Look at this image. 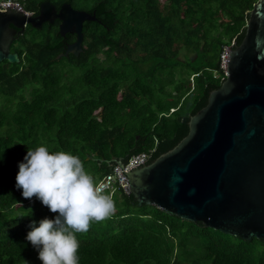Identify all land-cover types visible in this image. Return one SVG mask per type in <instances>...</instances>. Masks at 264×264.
Here are the masks:
<instances>
[{
	"label": "trees",
	"instance_id": "trees-1",
	"mask_svg": "<svg viewBox=\"0 0 264 264\" xmlns=\"http://www.w3.org/2000/svg\"><path fill=\"white\" fill-rule=\"evenodd\" d=\"M33 14L42 1L95 15L82 24V50L57 57L73 33L59 20L28 24L0 61V264H42L29 225L54 218L16 188L18 164L41 144L80 157L98 181L112 156L174 146L188 120L225 78L220 54L239 43L257 0H16ZM92 156L96 160L88 158ZM116 211L78 233L79 264H264V241L242 239L138 204L116 186Z\"/></svg>",
	"mask_w": 264,
	"mask_h": 264
},
{
	"label": "water",
	"instance_id": "water-1",
	"mask_svg": "<svg viewBox=\"0 0 264 264\" xmlns=\"http://www.w3.org/2000/svg\"><path fill=\"white\" fill-rule=\"evenodd\" d=\"M0 9V61L18 62L10 51L26 24L39 28L58 19L59 33H73L57 57L81 50L82 24L95 15L62 3L39 4L37 14L17 4ZM225 78L188 120L187 133L152 161L123 171L138 204H153L242 239L264 241V0L249 10L244 35L227 49ZM96 160L97 158L88 156ZM121 169V157L99 159Z\"/></svg>",
	"mask_w": 264,
	"mask_h": 264
},
{
	"label": "clouds",
	"instance_id": "clouds-1",
	"mask_svg": "<svg viewBox=\"0 0 264 264\" xmlns=\"http://www.w3.org/2000/svg\"><path fill=\"white\" fill-rule=\"evenodd\" d=\"M18 168L15 186L23 198H36L55 214L41 219L38 226L35 221L29 225L26 240L37 250L38 259L42 264H79L77 234L87 233L93 222L114 214L112 197L79 156L47 144L28 148Z\"/></svg>",
	"mask_w": 264,
	"mask_h": 264
},
{
	"label": "built area",
	"instance_id": "built-area-1",
	"mask_svg": "<svg viewBox=\"0 0 264 264\" xmlns=\"http://www.w3.org/2000/svg\"><path fill=\"white\" fill-rule=\"evenodd\" d=\"M5 3H12V4H17V6L20 8L21 11H24L25 13H28L25 11L20 2L16 0H0V9L5 8L3 4ZM232 46L231 45H225L223 47V50L220 54V66L221 68L225 71V64H226V56H227V49ZM148 154L147 153H139L135 155H131L124 161V168L121 169L118 165H113L111 171L108 173L104 174L100 179H98L97 183L102 185L104 187L105 191H109V194L113 191V189L116 186H120L123 188L126 192V187H127V180L125 175L123 174V171H128L130 169H133L135 167H138L140 165H144L147 163L148 159Z\"/></svg>",
	"mask_w": 264,
	"mask_h": 264
},
{
	"label": "flooded vegetation",
	"instance_id": "flooded-vegetation-1",
	"mask_svg": "<svg viewBox=\"0 0 264 264\" xmlns=\"http://www.w3.org/2000/svg\"><path fill=\"white\" fill-rule=\"evenodd\" d=\"M28 24H26V26H27ZM26 26H25V28H26ZM15 39V38H14ZM14 39L12 40V42L14 41ZM12 42H11V44H12ZM11 44H10V46H11ZM11 51V50H10ZM13 52V51H12Z\"/></svg>",
	"mask_w": 264,
	"mask_h": 264
}]
</instances>
